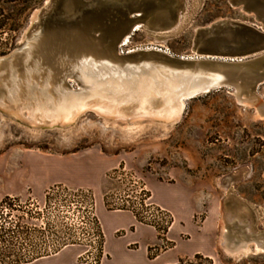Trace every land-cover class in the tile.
<instances>
[{
    "label": "rangeland",
    "instance_id": "1",
    "mask_svg": "<svg viewBox=\"0 0 264 264\" xmlns=\"http://www.w3.org/2000/svg\"><path fill=\"white\" fill-rule=\"evenodd\" d=\"M235 1L177 0V30L157 35L143 25L125 49L193 56L204 48L201 30L216 23L242 29L233 36L236 47L260 42L264 23ZM44 2L0 0V57L38 32L35 16ZM258 54L241 64L260 74L264 48ZM253 95L256 106L239 102ZM185 101L180 119L168 126L144 119L114 124L89 110L70 128L38 131L0 114V264L40 258L45 264H101L103 227L94 244L86 225L94 213L100 224L116 217L105 211L128 212L156 232L151 255L171 249L173 227L189 222L176 239L192 246L201 237L204 254L178 264H264V251L253 243L238 254L222 246L229 218L264 233V80ZM135 121L141 122L130 127ZM151 196L173 214L172 227L153 219L144 205ZM179 208L189 219L177 218Z\"/></svg>",
    "mask_w": 264,
    "mask_h": 264
},
{
    "label": "water",
    "instance_id": "2",
    "mask_svg": "<svg viewBox=\"0 0 264 264\" xmlns=\"http://www.w3.org/2000/svg\"><path fill=\"white\" fill-rule=\"evenodd\" d=\"M235 2L243 5L247 13L264 23V0ZM181 16L177 0H45L35 16L38 32L30 39L25 37L16 49L0 57L1 116L38 131L72 127L75 122L55 126L28 120L18 111L9 110L5 104L12 102L17 87L23 85L22 81L30 85V91L37 90L49 102L53 100V96L79 93L85 86L80 77L83 69H87L89 73L93 70L94 75L105 72L113 77V70L134 75L139 70L154 68L155 64H164L180 69L201 68L223 75L218 86L210 87L190 98L232 86L239 81L257 85L264 80V73L258 74L252 67L247 68L241 64L244 60L259 55V50L264 48V32L260 34L263 38L260 42L236 47L233 36L242 32V29L224 23H216L201 30L204 48L193 56L174 58L158 48L125 49L131 35L143 25L154 34H170L180 27ZM257 43L261 45L256 47ZM31 76L37 79L36 82H31ZM51 79L53 88L48 85ZM208 80L206 78L205 81ZM39 82L42 85L40 88L37 87ZM5 84L12 89L9 91ZM239 86L234 85V88ZM243 100L240 99L239 102L253 106L258 104L254 95ZM259 111L264 117V105L259 107ZM98 116L106 122L124 123ZM151 120L157 124L164 122L160 118ZM169 124L166 123L167 126ZM227 226L228 233L224 236L222 246L228 252L238 254L246 250L250 243L264 251V233H253L250 228L239 226L236 220L231 221V218Z\"/></svg>",
    "mask_w": 264,
    "mask_h": 264
},
{
    "label": "bare ground",
    "instance_id": "3",
    "mask_svg": "<svg viewBox=\"0 0 264 264\" xmlns=\"http://www.w3.org/2000/svg\"><path fill=\"white\" fill-rule=\"evenodd\" d=\"M111 73L113 77L105 72L94 75L93 70L89 73L83 69L80 77L84 88L73 95L53 96L50 102L37 90L30 91V85L22 81L23 85L17 87L12 102H6L5 105L20 115L22 110H27L28 114L24 118L46 125L72 124L89 110L117 121H152V118H160L164 120L162 124L166 125L167 122L174 123L180 119L186 99L218 86L223 80V75L218 72L210 73L201 68L180 69L164 64H155L154 68L139 70L134 75L115 70ZM206 78L209 80L205 81ZM36 80L31 76L32 83ZM48 85L53 88L52 79ZM5 86L9 91L12 89L10 85ZM41 86L40 82L37 83L38 88ZM8 94L12 95L11 92ZM140 122L135 121L130 127Z\"/></svg>",
    "mask_w": 264,
    "mask_h": 264
},
{
    "label": "crops",
    "instance_id": "4",
    "mask_svg": "<svg viewBox=\"0 0 264 264\" xmlns=\"http://www.w3.org/2000/svg\"><path fill=\"white\" fill-rule=\"evenodd\" d=\"M156 203L169 207L166 204ZM105 212V215H116L118 217L112 220L110 218L105 221L101 220L105 235V256L102 258L101 264H178L190 255L204 254L203 239L201 237L193 240L192 246H184L176 239L179 238L182 229L190 225L189 222H184L185 227L183 224L174 226L170 232L173 247L154 256L151 255V248L158 243L156 232L135 222L128 212ZM173 212L180 220H183V217L187 219L190 217L185 213V210L180 208ZM43 260L40 258L31 264H45Z\"/></svg>",
    "mask_w": 264,
    "mask_h": 264
},
{
    "label": "built area",
    "instance_id": "5",
    "mask_svg": "<svg viewBox=\"0 0 264 264\" xmlns=\"http://www.w3.org/2000/svg\"><path fill=\"white\" fill-rule=\"evenodd\" d=\"M141 192L145 191V189H141ZM146 197V195H144ZM151 197H147L144 200V205L148 208H150V213L153 217V219L158 223H165L166 225L170 222L171 224L169 225L172 227V225L174 224V216L171 212L165 210L164 208L150 202L151 201ZM91 202H94V200H91ZM136 218V217H135ZM160 226V225H159ZM158 226V227H159ZM87 227V231H88V235L90 236V240L91 242H94L97 239H99L98 237L101 236V234H103L102 231V226L96 216V214L94 213L93 215H91V222L88 223V225H86ZM156 228V227H154ZM168 228V229H169ZM38 255V254H37ZM43 254H39L38 256H42Z\"/></svg>",
    "mask_w": 264,
    "mask_h": 264
}]
</instances>
